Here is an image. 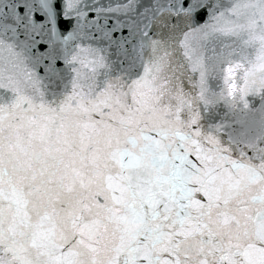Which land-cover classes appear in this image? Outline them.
I'll use <instances>...</instances> for the list:
<instances>
[{
  "label": "snow or ice",
  "instance_id": "1",
  "mask_svg": "<svg viewBox=\"0 0 264 264\" xmlns=\"http://www.w3.org/2000/svg\"><path fill=\"white\" fill-rule=\"evenodd\" d=\"M0 264H264V0H0Z\"/></svg>",
  "mask_w": 264,
  "mask_h": 264
}]
</instances>
